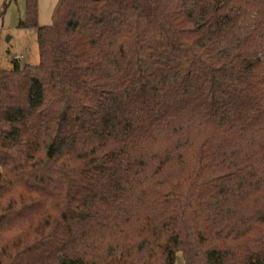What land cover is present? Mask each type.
<instances>
[{
	"label": "trees",
	"instance_id": "1",
	"mask_svg": "<svg viewBox=\"0 0 264 264\" xmlns=\"http://www.w3.org/2000/svg\"><path fill=\"white\" fill-rule=\"evenodd\" d=\"M26 1L0 264H264V0Z\"/></svg>",
	"mask_w": 264,
	"mask_h": 264
},
{
	"label": "rangeland",
	"instance_id": "2",
	"mask_svg": "<svg viewBox=\"0 0 264 264\" xmlns=\"http://www.w3.org/2000/svg\"><path fill=\"white\" fill-rule=\"evenodd\" d=\"M26 0H0V68H10L13 59L23 63L39 61L36 27H21L26 16ZM57 0H37L38 25L49 24ZM174 264H184L177 252Z\"/></svg>",
	"mask_w": 264,
	"mask_h": 264
}]
</instances>
